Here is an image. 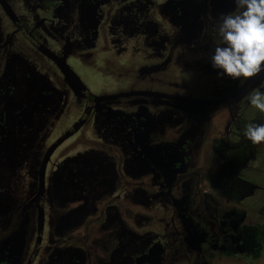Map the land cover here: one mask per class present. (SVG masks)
I'll list each match as a JSON object with an SVG mask.
<instances>
[{
    "label": "flooded vegetation",
    "instance_id": "1",
    "mask_svg": "<svg viewBox=\"0 0 264 264\" xmlns=\"http://www.w3.org/2000/svg\"><path fill=\"white\" fill-rule=\"evenodd\" d=\"M235 11L0 0V264L252 261L264 143L244 131L264 123L247 110L264 71L233 80L210 60Z\"/></svg>",
    "mask_w": 264,
    "mask_h": 264
},
{
    "label": "clouds",
    "instance_id": "2",
    "mask_svg": "<svg viewBox=\"0 0 264 264\" xmlns=\"http://www.w3.org/2000/svg\"><path fill=\"white\" fill-rule=\"evenodd\" d=\"M236 11L222 13L216 26L219 43L210 57L221 77L250 79L264 71V0H234ZM251 106L264 113V92L248 96ZM245 137L264 143V123L248 124Z\"/></svg>",
    "mask_w": 264,
    "mask_h": 264
},
{
    "label": "rangeland",
    "instance_id": "3",
    "mask_svg": "<svg viewBox=\"0 0 264 264\" xmlns=\"http://www.w3.org/2000/svg\"><path fill=\"white\" fill-rule=\"evenodd\" d=\"M251 108V107H250ZM248 108V111H252V112H259V110H256L257 108L253 107L252 109ZM260 157H258L259 159L256 160V164L258 168L264 169V167H262L260 164H263L262 161V156H264V151L259 154ZM253 166H255V164L253 163ZM254 180L258 181L260 183H264V173H259L257 175H255L254 173ZM256 199V200H255ZM255 200V201H254ZM256 203V204H254ZM250 204L252 205L253 209L251 212V215L254 217V220L256 222H259L260 227L257 229V235L255 237V239L258 240L259 242V246L258 248V253L256 255H254L252 261H247V257L242 256L240 260L237 261H224L221 260L220 263L218 264H264V191H260L259 194L257 195L256 198H254L252 201H250ZM214 264H217V262L215 261Z\"/></svg>",
    "mask_w": 264,
    "mask_h": 264
},
{
    "label": "water",
    "instance_id": "4",
    "mask_svg": "<svg viewBox=\"0 0 264 264\" xmlns=\"http://www.w3.org/2000/svg\"><path fill=\"white\" fill-rule=\"evenodd\" d=\"M24 236H25V230H22L18 234H16L15 236H13L11 239H9L7 241V244H11V243L15 244V242H17L18 239L22 240V242H23ZM16 248H17V245H16Z\"/></svg>",
    "mask_w": 264,
    "mask_h": 264
}]
</instances>
